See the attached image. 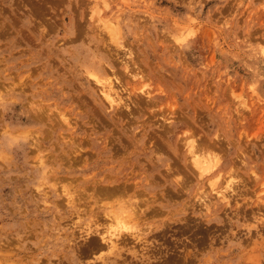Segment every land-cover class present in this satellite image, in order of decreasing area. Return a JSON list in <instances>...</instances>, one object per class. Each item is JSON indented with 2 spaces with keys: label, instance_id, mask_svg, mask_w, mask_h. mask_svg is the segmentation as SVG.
I'll return each mask as SVG.
<instances>
[{
  "label": "rangeland",
  "instance_id": "obj_1",
  "mask_svg": "<svg viewBox=\"0 0 264 264\" xmlns=\"http://www.w3.org/2000/svg\"><path fill=\"white\" fill-rule=\"evenodd\" d=\"M5 263L264 264V0H0Z\"/></svg>",
  "mask_w": 264,
  "mask_h": 264
},
{
  "label": "bare ground",
  "instance_id": "obj_2",
  "mask_svg": "<svg viewBox=\"0 0 264 264\" xmlns=\"http://www.w3.org/2000/svg\"><path fill=\"white\" fill-rule=\"evenodd\" d=\"M92 1V0H91ZM60 2V1H59ZM92 9V8H91ZM90 10V9H89ZM130 17V16H129ZM22 50V49H21ZM25 60V59H24ZM120 61V60H119ZM133 63V62H132ZM41 65V64H40ZM130 66V65H129ZM133 66V65H132ZM125 68V67H124ZM134 68V67H133ZM129 69V68H128ZM125 71V70H124ZM10 74V73H9ZM127 75V74H126ZM133 77V76H132ZM112 78V77H111ZM139 79V78H138ZM110 80V79H109ZM112 80V79H111ZM96 82L97 83H99V84H101L102 86H103V90H102V94H103V98H104V100H106V103H107V105H109V107H113V106H118L119 104L122 106V104H121V102H122V100H121V96L119 97L118 96V94L116 93L117 92V90H116V92H115V90H114V88H113V86H112V84L113 83H111L110 81L108 82L107 81V83H102V82H100V81H98V79L96 80ZM73 86V85H72ZM14 88V87H13ZM102 88V87H101ZM117 88H118V85H117ZM117 88H115V89H117ZM119 89V88H118ZM140 89V88H139ZM138 90V89H137ZM100 91H101V89H100ZM125 91V90H124ZM121 92H123V91H121ZM71 93V92H70ZM101 93V92H100ZM125 98V97H124ZM132 98V97H131ZM136 102V101H135ZM126 103V102H125ZM148 103V102H147ZM153 103V102H152ZM40 104V103H39ZM129 105V104H128ZM120 106V107H121ZM130 106V105H129ZM123 107H126V106H124V104H123ZM58 109V108H57ZM118 109V108H117ZM124 109V108H123ZM122 109V110H123ZM119 110V109H118ZM150 110V109H149ZM94 113V112H93ZM119 113V112H118ZM122 113V112H121ZM130 113V112H129ZM128 117V116H127ZM63 118H66V117H63ZM115 119V118H114ZM166 121V120H165ZM127 122V121H126ZM125 123V122H124ZM132 124V123H131ZM64 125V124H63ZM116 125V124H115ZM53 126V125H52ZM123 127V126H122ZM160 127V126H159ZM55 128V127H54ZM87 128V127H86ZM44 129V128H43ZM154 131V130H153ZM112 134V133H111ZM155 134V133H154ZM19 135V134H18ZM77 137V136H76ZM73 138V137H72ZM66 139V138H65ZM111 140V139H110ZM98 141V140H97ZM106 141V140H105ZM152 141V140H151ZM82 142V141H81ZM176 142V141H175ZM107 143V142H106ZM53 144V143H52ZM41 146V145H40ZM194 147H195V145H194ZM193 147V148H194ZM87 148V147H86ZM192 148V150L194 151V149ZM117 149V148H116ZM120 149V148H119ZM191 149V148H190ZM189 149V150H190ZM87 150V149H86ZM83 151V150H82ZM192 151V152H193ZM47 152V151H46ZM67 152V151H66ZM188 152V151H187ZM76 153V152H75ZM189 153H190V151H189ZM194 154L196 153V152H193ZM193 153H192V155H193ZM28 154V153H27ZM197 154H199V153H197ZM197 154H195V155H191V158H192V162H194V163H192V165L194 164L195 165V167L198 169V173H200V175H203V174H205V173H208V172H210V170L212 169V167L214 166V165H216L217 163H215L216 161H213L215 164H210V160H209V162L207 161L209 158H205V157H203V159L205 158V160L206 161H204V160H200V159H197L198 158V155ZM208 155V154H207ZM206 155V156H207ZM214 155V154H213ZM42 157V156H41ZM208 157V156H207ZM77 158V157H76ZM199 158H202V157H199ZM212 158V157H211ZM210 158V159H211ZM36 159V158H35ZM186 159V158H185ZM43 162V161H42ZM78 162V161H77ZM189 162H190V159H189ZM212 162V161H211ZM64 164V163H63ZM193 165V166H194ZM192 166V167H193ZM188 168V167H187ZM196 169V170H197ZM190 170V169H189ZM195 170V169H194ZM194 174H195V172H194ZM219 174V173H218ZM168 175V174H167ZM196 175V174H195ZM199 175V174H198ZM248 175V174H247ZM187 177H188V175H187ZM196 177V176H195ZM197 178V177H196ZM215 178V177H214ZM213 178V179H214ZM249 178V177H248ZM181 179V178H180ZM198 179V178H197ZM216 179V178H215ZM250 179V178H249ZM147 180V179H146ZM176 180V179H175ZM251 180V179H250ZM179 181V180H178ZM229 182V181H228ZM134 183V182H133ZM146 184V183H145ZM227 184H229V183H227ZM119 185V184H118ZM213 186V185H212ZM226 186V185H225ZM167 187V186H166ZM224 187V186H223ZM231 187V186H230ZM123 188V187H122ZM212 188V187H211ZM225 188H227V187H225ZM220 189H222V188H220ZM224 190V189H223ZM230 190V189H229ZM184 192V191H183ZM254 192V191H253ZM217 195L216 196H218L219 198H220V200L221 201H227L228 202V196H229V192L226 194V193H224L223 191L222 192H219V191H216L215 192ZM249 193V192H248ZM89 194V193H88ZM119 194V193H118ZM164 195V194H163ZM106 196H107V194H106ZM112 196V195H111ZM143 197V196H142ZM166 197V196H165ZM196 197V196H195ZM108 198V197H107ZM204 198V197H203ZM218 198V199H219ZM105 200V199H104ZM203 200V199H202ZM210 200V199H209ZM88 202V201H87ZM202 202V201H201ZM203 202H205L204 200H203ZM208 202V201H207ZM246 203V202H245ZM72 204V203H71ZM96 204V203H95ZM103 204V203H102ZM105 204V203H104ZM203 204V203H202ZM107 205V204H106ZM204 205L206 206V208L208 209V206H207V204L206 203H204ZM83 206V205H82ZM111 206H112V203H111ZM202 206V205H201ZM89 207V206H88ZM225 208H226V206H225ZM88 209V208H87ZM133 210V209H132ZM180 210V209H179ZM137 211V210H136ZM136 213V212H135ZM112 214V213H111ZM145 214V213H144ZM100 215V214H99ZM164 215V214H163ZM258 215H260V214H258ZM109 216V215H108ZM133 216V215H132ZM261 216H263V215H261ZM102 217V216H101ZM140 217V216H139ZM181 218V217H180ZM96 219H97V217H96ZM103 219V218H102ZM155 219V218H154ZM206 219V218H205ZM101 220V219H100ZM111 220H112V222H114V221H116V223H117V225L118 226H116V227H119V228H121L120 227V225L119 224H121V222L122 221H120L119 220V216H118V213L117 214H114L113 216H111V218L109 219V222H111ZM131 220V219H130ZM69 221V220H68ZM101 222V221H100ZM104 223H105V221H103ZM102 222V223H103ZM111 222V223H112ZM126 222V221H125ZM131 222V221H130ZM192 222V221H191ZM131 224V223H130ZM122 225V224H121ZM123 225H124V223H123ZM127 225V224H126ZM145 226V225H144ZM86 230V229H85ZM93 230V229H92ZM99 230H103V229H99ZM141 230V229H140ZM98 231V230H97ZM98 232H100V231H98ZM160 233V232H159ZM80 234V233H79ZM101 234H103V241H104V244L106 243L107 245H110L109 247H114V244H115V242H114V238H117L118 237V234H119V231L118 230H116V229H111V228H106V230L103 232V231H101ZM131 234H133V233H131ZM135 234V233H134ZM122 235V234H121ZM121 235H120V238H121ZM82 236H85V235H83L82 234ZM129 236V235H128ZM163 236V235H162ZM81 237V236H80ZM95 237V236H94ZM123 237V236H122ZM127 237V236H126ZM192 237V236H191ZM78 238V237H77ZM83 239H85V238H83ZM87 239H89V237L87 238ZM98 239V238H97ZM131 239V238H130ZM123 240V239H122ZM118 241V240H117ZM116 241V242H117ZM119 243H120V241H119ZM122 243V242H121ZM103 244V245H104ZM100 245H101V243H100ZM118 245V244H117ZM126 245V244H125ZM106 246V245H105ZM104 246V247H105ZM116 247V246H115ZM107 248V247H106ZM113 251H114V249H113ZM157 251V250H156ZM8 253V252H7ZM168 256V255H167ZM207 257H208V255H207ZM2 258V257H1ZM35 259V258H34ZM6 264V263H5ZM22 264V263H21ZM95 264V263H94Z\"/></svg>",
  "mask_w": 264,
  "mask_h": 264
}]
</instances>
